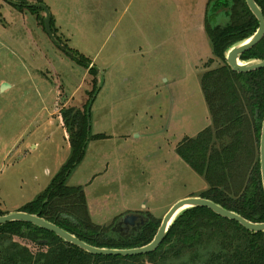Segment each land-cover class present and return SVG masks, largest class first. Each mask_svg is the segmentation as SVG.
<instances>
[{"label":"rangeland","instance_id":"1","mask_svg":"<svg viewBox=\"0 0 264 264\" xmlns=\"http://www.w3.org/2000/svg\"><path fill=\"white\" fill-rule=\"evenodd\" d=\"M41 1L60 43L44 32L42 10L0 0V213L48 188L69 157L59 110L88 101L90 134L106 138L88 143L66 185L83 187L95 224L132 212L161 221L174 203L204 192V178L174 150L210 124L200 78L220 62L207 67V0Z\"/></svg>","mask_w":264,"mask_h":264},{"label":"trees","instance_id":"2","mask_svg":"<svg viewBox=\"0 0 264 264\" xmlns=\"http://www.w3.org/2000/svg\"><path fill=\"white\" fill-rule=\"evenodd\" d=\"M11 1L17 4L12 6L18 11L35 10L28 7L29 0ZM254 1L264 15V0ZM219 16L226 19L220 25L216 23ZM53 21L51 17L50 24ZM203 27L213 56L207 67L220 62L200 78L210 124L194 137H184L174 151L207 184V189L196 197L212 201L247 221L264 223L259 164L264 70L239 74L225 62L228 49L252 36L258 22L244 0H207ZM55 41L60 43L56 37ZM63 50L71 53L82 68L91 65L77 51L65 46ZM240 58L241 61L264 60V38ZM89 69V73L96 75L94 67ZM94 93V90L88 93L89 99H93ZM91 105L88 101L82 108L59 110L69 157L48 188L18 211L37 215L95 248L145 246L153 240L161 221L144 214L148 224L124 240L112 232L118 217L110 225L95 224L89 215L83 187L66 185L72 171L82 162L88 143L106 138L102 134H90ZM0 264H264V233L248 232L233 221L196 208L176 219L155 252L123 258L93 256L30 224L12 223L0 226Z\"/></svg>","mask_w":264,"mask_h":264},{"label":"water","instance_id":"3","mask_svg":"<svg viewBox=\"0 0 264 264\" xmlns=\"http://www.w3.org/2000/svg\"><path fill=\"white\" fill-rule=\"evenodd\" d=\"M11 5H17L11 0H4ZM248 10L253 15V17L258 22V28L256 32L247 38L246 40L233 45L228 49L225 54L226 65L235 73L248 74L259 70H264V60L253 59L248 61H241V56L246 52L250 51L256 47L264 38V15L261 9L257 6L254 0H244ZM28 7L40 9L44 12L45 18L43 19L44 31L46 35L55 42L54 35L51 30V16L49 11L42 3H37L33 5H28ZM62 49V48H61ZM62 51H64L62 49ZM65 52V51H64ZM68 56L71 53L65 52ZM259 164H260V175L261 184L264 192V116L261 126V135L259 143ZM204 208L215 215L237 223L244 230L251 233H264V223H253L247 221L240 215L228 211L221 206L213 203L212 201L203 199L201 197H189L174 203L170 209L163 216L160 226L153 238V240L142 247L133 249H106V248H95L92 247L75 236L69 234L63 229L57 227L56 225L45 221L44 219L38 217L37 215H30L24 212H13L10 214H5L0 216V226L12 223H24L30 224L34 227L47 231L54 234L56 237L61 239L63 242L77 247L78 249L93 255V256H103V257H137L148 255L155 252L158 247L164 241L169 229L176 221V219L185 211ZM149 222V219L143 213H127L119 216L112 227V232L116 233L119 237L127 240L134 236L136 233L140 232Z\"/></svg>","mask_w":264,"mask_h":264},{"label":"crops","instance_id":"4","mask_svg":"<svg viewBox=\"0 0 264 264\" xmlns=\"http://www.w3.org/2000/svg\"><path fill=\"white\" fill-rule=\"evenodd\" d=\"M52 19H53V18H52ZM53 20H55V19H53ZM72 50H73V49H72ZM75 51H76V50H75ZM78 53H79V52H78ZM83 56H84V55H83ZM162 136H163V135H162ZM162 141H163V139H161V142H162ZM161 142H160V144H161ZM162 146H163V144H162ZM162 146H161V147H162ZM174 152H175V151H174ZM164 153H165V152H164ZM169 154H170V155H169ZM167 155H168V157H169V156H172V152H169ZM176 156H177V155H176ZM177 157H178V156H177ZM161 163H162V161H161ZM87 202H88V201H87ZM17 211H18V210H17ZM17 211H16V212H17ZM91 215H92V214H91ZM118 217H119V216H118Z\"/></svg>","mask_w":264,"mask_h":264}]
</instances>
